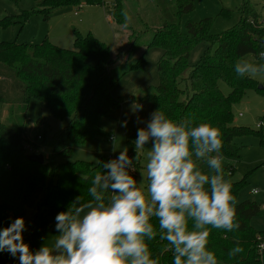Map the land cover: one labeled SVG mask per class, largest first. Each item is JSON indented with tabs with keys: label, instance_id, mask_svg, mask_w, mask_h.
I'll return each mask as SVG.
<instances>
[{
	"label": "trees",
	"instance_id": "obj_1",
	"mask_svg": "<svg viewBox=\"0 0 264 264\" xmlns=\"http://www.w3.org/2000/svg\"><path fill=\"white\" fill-rule=\"evenodd\" d=\"M12 1L18 4L20 0ZM34 1L31 9L0 18V27L18 24L21 28L32 14L48 20L55 10L70 5L104 4V0ZM152 1L162 21L155 25L153 36L145 47H159L163 54L157 62L159 84L144 92V98L151 104L147 122L150 114L160 109L174 121L191 118L196 125L211 123L222 134L221 152L238 158L240 147L234 138L256 131L234 124L233 105L242 100L247 90L255 88L264 93V87L260 89L253 77H239L234 67L241 57L252 54L258 58L264 51V25L258 22L261 14L251 5L252 0H243L238 8V22L219 34H212L210 18L188 20L182 25L183 16L194 9L195 0ZM112 14L118 23L125 24V6L120 0H115ZM124 28L131 30L128 42L134 47L137 43L131 38L137 34L129 23ZM73 35L72 48H64L48 39L40 43L0 41V228L9 226L18 217H25L27 202L39 186L43 187V195L34 206L33 218L45 208L56 214L65 211L78 196L89 199L87 189L94 171H101L103 162L115 159L102 156L94 164L86 160L59 163L49 159L39 163L27 158V145L35 150L34 153L39 148L28 140L24 130L31 98L41 100L54 116L69 118L65 134L73 143L98 139L106 135L101 119L110 117L121 106L112 88L125 74L141 68L145 62L143 53L126 71L113 76L118 56L112 55L111 47L91 33L82 34L76 28ZM201 42L208 47L191 65V50ZM91 55L96 58L95 63L89 60ZM187 70L188 75H184ZM221 81L230 88L228 94L221 89ZM4 109L7 114L3 119ZM146 126L134 129L129 140L133 142L138 129ZM61 152L69 156L72 147ZM134 156L135 152L130 158ZM138 165L136 162V167ZM223 168L237 198L245 186V178L230 181L232 168ZM131 174L135 178L136 174ZM260 210L261 204L256 200H242L236 204L238 230H211L208 247L217 255L219 264H264V248L259 247L264 242V230L252 224ZM153 223L157 221L153 219ZM165 243L157 237L150 242V248L159 257V264H172V253L164 250ZM237 243L244 252L229 258L228 251ZM0 264H19V260L8 252H0Z\"/></svg>",
	"mask_w": 264,
	"mask_h": 264
},
{
	"label": "clouds",
	"instance_id": "obj_2",
	"mask_svg": "<svg viewBox=\"0 0 264 264\" xmlns=\"http://www.w3.org/2000/svg\"><path fill=\"white\" fill-rule=\"evenodd\" d=\"M124 20L127 27L126 13ZM234 71L255 77L264 74V63L240 59ZM133 143L134 157L125 147L117 158L103 162L92 175L89 199L78 196L56 215L58 235L51 242L33 251L23 238L25 220L18 217L0 228V252L18 257L19 264H159L150 248L158 237L172 253V264H219L208 247L211 230L240 228L237 200L224 176L220 130L191 118L174 121L157 109ZM145 149L146 184L143 172L139 183L131 174ZM243 252L237 243L227 255Z\"/></svg>",
	"mask_w": 264,
	"mask_h": 264
},
{
	"label": "rangeland",
	"instance_id": "obj_3",
	"mask_svg": "<svg viewBox=\"0 0 264 264\" xmlns=\"http://www.w3.org/2000/svg\"><path fill=\"white\" fill-rule=\"evenodd\" d=\"M5 1L13 9L16 8L10 0ZM33 1L21 0L20 5L23 10H29L34 5ZM120 1L125 6V13L130 17L129 25L137 34L136 37L131 38L137 43L134 47L128 42L131 30L129 32L113 17L112 6L115 0H104V4L101 5L66 6L55 10L48 20L43 19L39 14H32L21 28L17 24L0 27V41L40 43L48 39L64 48L73 47L74 28L80 30L82 34L91 33L111 47L114 57L118 56L117 63L112 69L113 76L126 71L129 64L135 62L144 53L145 62L142 67L125 74L112 88V93L121 101V106L115 109L110 117L101 119V125L106 131L104 137L88 139L82 144L73 143L65 134L69 118L54 116L50 109L37 98L29 100L24 123L25 134L30 142L39 146L36 152L42 154L45 159L59 163L86 160L96 164L102 156L117 158L120 150L125 147L128 149L129 157L135 152V145L129 138L134 129L147 124L151 104L144 98V92L159 84L157 62L163 54V50L159 47L146 49L145 46L151 40L153 29L162 21V17L152 0ZM242 2L243 0H195L194 9L183 16L182 25L184 26L188 20L200 21L210 18L211 33L219 34L238 22L240 18L238 8ZM251 5L264 15V0H252ZM207 47V43L204 42L197 44L191 50L189 63L194 64ZM240 59L257 64L264 63V59L252 54H247ZM89 60L92 63L96 62V58L92 55ZM188 72L189 70L185 71L184 75H188ZM253 78L259 82L258 86L264 87V74H258ZM220 87L225 94L229 93L230 88L225 82L221 81ZM3 112L6 118V109ZM233 112L234 124L249 126L256 132L234 138L233 141L240 147L238 158L228 157L222 152L220 155L223 158V166L232 168L233 172L228 177L230 181H240L245 178V186L236 198L237 203L252 199L261 204V210L252 219V224L258 230H264V93L255 88L247 90L242 100L233 105ZM125 121L126 127L122 126ZM39 136L42 138H38ZM113 137H115V144ZM151 146L149 142L145 147L151 148ZM66 147H72L69 156L61 152ZM31 152L34 153L35 150ZM146 153L147 149L141 156L139 165L136 167L137 171L133 172L136 174L135 179L138 183L142 180L141 172L145 174V184L147 183ZM200 166L204 171H208L203 162H200ZM254 189L258 191L253 193ZM42 195L43 187L39 186L27 202L24 217L26 229L23 232V238L33 251L39 249L47 240L51 242L53 236L58 235L55 229L57 214L53 210L42 209L33 218L34 206Z\"/></svg>",
	"mask_w": 264,
	"mask_h": 264
},
{
	"label": "crops",
	"instance_id": "obj_4",
	"mask_svg": "<svg viewBox=\"0 0 264 264\" xmlns=\"http://www.w3.org/2000/svg\"><path fill=\"white\" fill-rule=\"evenodd\" d=\"M11 2H13L12 0H10ZM34 2V5H35V1H33ZM20 3H21V0L19 1V3L18 4H15L14 2H13V4H14V6L16 7L15 9H13L12 7H11V5H9L8 3H6V1L4 0H0V18H2V17H4L5 15H7L8 13H13V14H18V13H20V11L21 10H23V8L21 7V5H20ZM33 5V6H34ZM32 6V7H33ZM261 14H263V13H261ZM264 17V15H261V17ZM18 25V24H17ZM4 111V110H3ZM3 118H4V112H3ZM253 192V191H252ZM259 203V202H258Z\"/></svg>",
	"mask_w": 264,
	"mask_h": 264
},
{
	"label": "water",
	"instance_id": "obj_5",
	"mask_svg": "<svg viewBox=\"0 0 264 264\" xmlns=\"http://www.w3.org/2000/svg\"><path fill=\"white\" fill-rule=\"evenodd\" d=\"M258 87L263 88V85H259ZM27 158L39 163H43L45 161L44 156L40 153H28Z\"/></svg>",
	"mask_w": 264,
	"mask_h": 264
},
{
	"label": "built area",
	"instance_id": "obj_6",
	"mask_svg": "<svg viewBox=\"0 0 264 264\" xmlns=\"http://www.w3.org/2000/svg\"><path fill=\"white\" fill-rule=\"evenodd\" d=\"M258 22L264 25V17H260V18L258 19ZM262 52H264V51H262ZM38 138H42V136H39ZM27 149L29 150V153H32L31 151H32L33 149H32V147H31L30 145H27ZM254 190H256V191H254ZM254 190H252L253 193H256V192L258 191V189H254ZM259 247H260L261 249H263V248H264V242L261 243V244H259Z\"/></svg>",
	"mask_w": 264,
	"mask_h": 264
}]
</instances>
